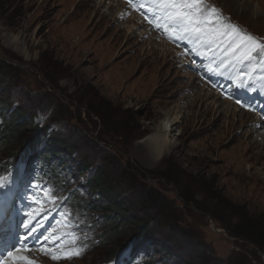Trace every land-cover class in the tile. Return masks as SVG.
<instances>
[{
    "label": "rangeland",
    "instance_id": "1",
    "mask_svg": "<svg viewBox=\"0 0 264 264\" xmlns=\"http://www.w3.org/2000/svg\"><path fill=\"white\" fill-rule=\"evenodd\" d=\"M122 1L0 0V110L20 122L35 113V124L50 129L42 147L49 138L63 142L58 171L67 186L47 180L51 187L34 199L46 219L68 198L54 227L65 231L70 254L45 264H264L251 242L264 247L251 225L264 221V135L252 114L181 70L174 48L150 26L120 16L140 15ZM211 1L224 16L219 22L235 21L264 41V0ZM2 145L0 179L16 177L19 189L55 179L37 163L8 167L15 155ZM98 170L116 184L109 199L89 191ZM125 181L134 188L122 187ZM142 200L159 204L161 215L146 213ZM109 201L119 203L121 218L136 215L135 230L125 225L121 237H106L112 219L96 208ZM143 238L149 249L131 250Z\"/></svg>",
    "mask_w": 264,
    "mask_h": 264
},
{
    "label": "snow or ice",
    "instance_id": "2",
    "mask_svg": "<svg viewBox=\"0 0 264 264\" xmlns=\"http://www.w3.org/2000/svg\"><path fill=\"white\" fill-rule=\"evenodd\" d=\"M137 7H141L145 0H130ZM145 19L150 24H154L157 29H163L169 35V39L176 41H201L203 35H208L213 39L204 41L205 51L213 53L215 59L216 49L224 52L225 57L221 58L218 67L231 66L232 72L229 79H240L238 88L247 92L255 93V80L253 78V68L259 57L264 56V43L257 42V39L251 35L241 34L237 31L236 26L226 25L218 26L221 19L219 10L215 7L206 5L205 0H148V9L144 12ZM149 16L151 18H149ZM211 17V18H210ZM215 20L216 23L212 21ZM224 75V73H220ZM264 76V73H260ZM236 103L242 108L247 107L252 110V106L247 100L235 97ZM9 181V185H11ZM6 185L0 183V189ZM32 189L31 194H26L23 199L26 202L27 209H31L33 204L31 201L37 197L38 192L43 189L37 188L35 185H29ZM24 221L20 227L25 229L24 238H27L35 229V225H28V211L22 209ZM39 223V221H37ZM68 227H72L71 224ZM76 235L75 232L72 233ZM47 239V236L45 237ZM79 255V251L75 252ZM11 256V253H8ZM56 258L55 256L53 257ZM3 264V261H0Z\"/></svg>",
    "mask_w": 264,
    "mask_h": 264
},
{
    "label": "trees",
    "instance_id": "3",
    "mask_svg": "<svg viewBox=\"0 0 264 264\" xmlns=\"http://www.w3.org/2000/svg\"><path fill=\"white\" fill-rule=\"evenodd\" d=\"M2 67H5L3 64L1 65ZM1 69V68H0ZM1 84H0V89H1ZM10 88H12L9 84L7 85V89L9 90ZM4 96H2L0 94V104L3 103V101H5L3 99ZM19 112H21V110L19 109ZM14 113V112H12ZM17 114H14L13 117L16 118ZM35 113H31L30 116L28 117V120L25 122H20L19 120H14L13 117H5V125L3 128L0 129V145L1 144H6L7 145V149L8 152H4L7 155L11 156L12 154L15 156H12L13 158V162H15L18 157L19 154L21 155V153L25 150L24 154H23V158L24 160L27 159L28 157V163L33 162L34 166L36 163L38 164V167L40 169L43 170V173L46 174L45 169H43V166H47L49 173L52 174V176L55 177V179H49L47 176L45 177V180H51L56 186L55 187H59L62 186L66 183L65 178L61 177V174L59 173L58 169L61 165H63V158L61 156V152L59 150V145H61L62 143L60 141H57L56 143L54 142H50V138L47 140V142L45 143L46 147H42L41 143L42 140L45 136L48 135L49 133V128H44V129H40L38 127L37 124H35ZM35 133L34 136H32L31 134ZM40 139L38 138L39 136ZM30 137L32 138L31 144L28 145L27 140L30 139ZM38 139V140H37ZM16 144V146H14L13 148L11 147L13 144ZM2 145V146H3ZM36 159V160H35ZM12 164V163H10ZM85 166H87V164L85 163ZM90 184L88 185L89 187V191L92 190H96L98 192H102L104 199H109L110 197H112V190L114 185H116L115 183H113V181H111V179L106 176L104 174V172L102 170H98V172L96 173V175L92 178V180H90L89 182ZM122 184V187H128V189L131 190V187H133L131 181H125L124 183H120ZM135 184V183H134ZM135 186V185H134ZM64 187V186H62ZM139 190L141 191V193H138V197L142 196V198L144 199L145 197L143 195H147L145 187L139 188ZM142 194V195H141ZM75 197H73L74 200ZM137 200V198L135 199ZM138 200H141V197L138 198ZM146 200H142V203L144 204L143 207H146V213L152 214V213H156L155 215H161L160 211L157 209V207H159V204H156L158 206H155V204H153V200L150 201L148 203V201H146L147 203L145 204ZM158 202V201H157ZM141 203V202H140ZM101 204V203H100ZM99 204V208H96V212H102L104 210H107L106 214L107 216V220L112 219L109 223L108 221V229H107V235H113L115 234V236L117 237H121L122 233H121V227H124L126 225V230L128 231H133L136 228V215H134L133 213L129 212H125L122 214V218L121 215L119 214H115L116 212L120 211V205L119 203H111V201H109V205H106L107 207L104 209L101 205ZM123 205V204H121ZM119 215V217H113V215ZM153 215V216H155ZM252 228L254 230H257L256 234L257 236L264 241V221H252L251 222ZM142 236H146L145 233L142 234ZM147 238H143L141 239L140 244L136 245L135 248H145L146 250H148L149 248L145 246V242H146ZM251 242L255 243V245L260 248V250L262 252H264V247L262 245H260V241L258 240H251ZM117 251L118 249L115 248L114 250H112L111 253H109V257H111L112 259L116 257L117 255ZM149 252V251H148Z\"/></svg>",
    "mask_w": 264,
    "mask_h": 264
},
{
    "label": "bare ground",
    "instance_id": "4",
    "mask_svg": "<svg viewBox=\"0 0 264 264\" xmlns=\"http://www.w3.org/2000/svg\"><path fill=\"white\" fill-rule=\"evenodd\" d=\"M126 12V11H125ZM125 15H130L131 17V19H133V21H139V22H142L141 21V18H140V15H136V14H128V13H125L124 14V11L123 12H121V14H120V16H125ZM126 17H123V19H125ZM154 36H156V34H154ZM237 108V107H236ZM238 109V108H237ZM181 119V118H180ZM179 122V121H178ZM177 122V123H178ZM175 125V123L174 124H172L171 125V128H173V126ZM161 140H164V144H165V138L164 137H162L161 138ZM162 147H163V145L161 144V143H159V141H158V145H157V151H161L162 150ZM161 154V153H160ZM16 240V239H15Z\"/></svg>",
    "mask_w": 264,
    "mask_h": 264
}]
</instances>
